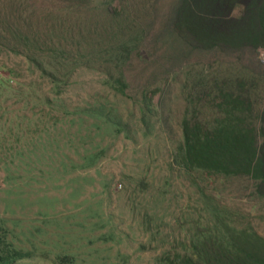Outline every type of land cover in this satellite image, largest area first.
I'll use <instances>...</instances> for the list:
<instances>
[{"label": "trees", "instance_id": "16d2710c", "mask_svg": "<svg viewBox=\"0 0 264 264\" xmlns=\"http://www.w3.org/2000/svg\"><path fill=\"white\" fill-rule=\"evenodd\" d=\"M60 1L80 4L85 0ZM165 28L190 50H219L237 56L257 51L264 48V0H176ZM7 32L22 42L19 46L13 41V45L6 43L5 48L9 53L24 54V69L35 76L19 78L17 66L0 63V118L8 121L0 126V165L7 170L4 177L9 193L24 191L25 201L39 203L42 220L32 230L27 227L35 241L51 243V248L42 249L40 254L16 248L6 241L3 231L9 230L5 220H0L4 224L0 225V262L38 255L50 258L54 253L53 264H76L74 241L94 243L113 238V229L94 234L99 226L110 222L103 202H135V188L130 191L125 181L129 175L121 170L125 185L119 189L115 174L108 168L113 159L108 153L115 144L113 139L120 135L129 138L132 130L110 96L127 95L130 80L125 64L132 52H141L144 30L129 43L121 40L109 45L103 52L109 57L103 61L74 59L72 51L59 41L52 44L48 55L37 57L35 35L29 30L26 34L16 29ZM2 33L0 38H5ZM103 53L92 48L89 54L94 57ZM79 65L96 72L98 89L88 99L72 104L60 93L64 87L82 85V81L72 79ZM249 72L245 65L216 74L204 69L193 75L187 72L186 92L182 87L186 106L180 120L181 139L174 147L172 161L191 177L199 208L188 230L184 229L181 250L168 254L165 264H264V236L229 222L228 209L214 204L218 194L205 193L218 178L248 176L255 182V191L264 196V108L254 106L251 89L255 80ZM156 88L160 91L161 85ZM146 100L145 89L138 105L144 131L148 129ZM16 102H22L21 107L38 106L39 115L36 119L25 117L29 121L26 124L20 122L17 111L10 109ZM20 130L26 138L24 146L31 149L29 154L20 152L16 145ZM3 139L10 145L4 146ZM22 165L29 167L21 176L28 191L17 184L15 176L16 168ZM193 173L200 175L199 180ZM138 178L135 186L143 183V176ZM57 187L62 190L59 194L48 193ZM136 190L140 194L144 189ZM54 202H67L71 208L56 217Z\"/></svg>", "mask_w": 264, "mask_h": 264}, {"label": "rangeland", "instance_id": "374dc122", "mask_svg": "<svg viewBox=\"0 0 264 264\" xmlns=\"http://www.w3.org/2000/svg\"><path fill=\"white\" fill-rule=\"evenodd\" d=\"M175 2L176 0H85L80 4H72L60 0H0V31L3 36L7 35L0 38L3 42L0 46V63L7 62L17 66L18 77L23 79L35 74H28L24 69L26 66L21 62L24 54L15 51L9 53L5 48L6 43L19 46L22 42L13 40L12 35L7 32L9 29L23 33L29 30L35 35L38 38L34 50L37 57L48 55L54 47L52 44L59 41L68 51H72V58L83 61H89L90 58L105 60L109 54L103 52L109 49V45L121 40L129 43L132 41L130 38L144 30L141 52H132L125 64V73L130 80L127 95L110 96L132 130L129 138L120 135L113 139L115 144L108 152L113 159L108 168L115 174L114 182L119 189L125 185L120 178L121 170L124 169L129 175L125 181L129 182L130 191L135 188V202H118L115 199L113 202H103L102 208L111 215L110 222L99 226L94 234L113 229V238L99 239L94 243L74 241L76 264H165L168 254L181 250L184 229L188 230L199 208L197 189L191 177L185 176L172 161L174 147L181 139L180 120L186 106L182 87L186 92L187 72L193 75L204 69L216 74L229 67L245 65L255 80V86L251 89V95L255 98L254 106L264 108V62L260 59L259 50L244 51L237 56L235 53L219 50L186 48L179 38L165 31ZM92 48L101 50L103 54L91 57L89 53ZM95 75L93 70L79 65L72 79L82 81V85L64 87L60 95L72 104L88 99V95H94L98 89L94 81ZM38 79L41 80V77ZM160 85L161 90L155 91L156 86ZM145 89L149 108L145 114L148 129L144 131L139 121L141 117L138 105ZM35 92L38 94L36 88ZM21 106L22 102L10 106V109L19 114L20 122L26 124L29 121L25 117L36 119L39 115L38 106ZM6 122V117L0 118V126ZM18 133V150L29 154L31 149L24 146L26 138L21 135L22 130ZM5 136L4 133L3 137ZM3 141L4 146L10 145L6 139ZM170 163L172 164L169 165ZM28 169V166L22 165L15 172L17 184L26 191L28 189L21 176L27 174ZM6 171L1 164L0 220H5V225H0L9 230L7 233L3 231L4 237L16 248L40 254L42 249L51 248V243H38L27 227L32 230L42 220V216L38 214L40 205L38 202L25 201L24 191L20 194L9 193L4 177ZM192 175L197 179L200 176L196 173ZM139 176H143V183L135 186V180ZM59 183L61 185L62 181ZM141 187L144 190L139 194L136 189ZM58 189L59 187L51 188L48 193L59 194L62 190ZM205 193L218 194L214 204L228 209L231 215L228 217L229 222L239 227L252 228L264 236V196H259L255 191V182L251 178H218L206 188ZM152 194H156L155 198H149ZM54 203L56 217L66 214L65 209L71 208L67 202ZM36 257L52 263L54 253L50 258L39 255Z\"/></svg>", "mask_w": 264, "mask_h": 264}, {"label": "crops", "instance_id": "0c3cea01", "mask_svg": "<svg viewBox=\"0 0 264 264\" xmlns=\"http://www.w3.org/2000/svg\"><path fill=\"white\" fill-rule=\"evenodd\" d=\"M0 264H52L51 262H44L36 256L18 258L9 262H0Z\"/></svg>", "mask_w": 264, "mask_h": 264}, {"label": "built area", "instance_id": "2783aa9c", "mask_svg": "<svg viewBox=\"0 0 264 264\" xmlns=\"http://www.w3.org/2000/svg\"><path fill=\"white\" fill-rule=\"evenodd\" d=\"M260 59L264 62V48L259 49Z\"/></svg>", "mask_w": 264, "mask_h": 264}]
</instances>
